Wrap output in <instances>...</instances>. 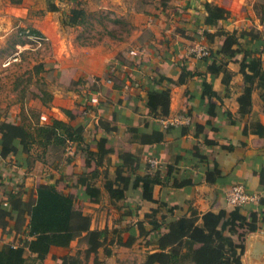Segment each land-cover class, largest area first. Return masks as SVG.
Instances as JSON below:
<instances>
[{
    "label": "crops",
    "instance_id": "1",
    "mask_svg": "<svg viewBox=\"0 0 264 264\" xmlns=\"http://www.w3.org/2000/svg\"><path fill=\"white\" fill-rule=\"evenodd\" d=\"M109 1L111 4L107 2L105 5L116 10L123 5L126 12L121 16L134 21V27L124 39L105 38L91 44L79 43L74 34L76 31L79 33V28L63 27L58 13H48L39 24L29 28L47 39L51 59L43 68L48 69L47 65L55 67L52 69H55L60 84L59 89L51 90L49 102L43 103L41 98L44 96L35 99L42 111L41 125L58 119L81 127L82 146L94 153H98L100 142L106 143L105 148L109 152L99 167L102 202L91 204L78 197L81 194L74 188V183L85 167L84 157L79 151L63 174L58 169L47 172V166L37 162L21 177L16 168L9 167L8 161L0 157V183L13 185L18 177L16 182H24V189L34 193L41 185L50 184L78 198L77 207L91 217L94 212L97 215L104 214V211L119 214L102 187V179L106 171L114 174L122 163V154H130L129 162L133 164L136 175H157L162 181L154 188L155 203L142 201L141 189H131L127 193V207L139 210L138 217L129 219L134 223L143 220L152 209L159 208V219L162 216L172 219L190 216L193 211L200 215L230 211L225 195L235 185L243 184L250 194L258 195L264 201V135H257L252 130L257 122L264 126L259 93L253 95L251 114L241 118L238 98L244 83L239 63H229L228 69L233 77L225 82L223 75L208 73L209 63L188 54L189 47L197 39L204 41L203 0H161L168 6L162 8L158 5L157 15L160 17L138 11L129 1L127 4L124 0ZM207 1L232 13L228 23H221L219 28L224 26L231 32L250 28L242 13L246 0ZM28 13L24 5L16 7L8 0H0V52L6 50L9 34ZM154 18L159 21H154ZM255 22L257 30L264 33V23ZM216 30L213 28L210 32ZM223 44L224 41L219 42V48ZM185 70L195 76L177 84ZM158 75L176 84L164 83L157 87L152 80ZM204 81L212 86L216 97L203 95ZM149 88H170L171 105L167 119L186 116L191 119V125L166 130L159 119L151 115L146 97ZM134 128L139 135L155 134L160 130L165 138L160 143L144 145L131 132ZM77 147L74 145L75 151ZM216 166L220 174L214 182H208L206 173ZM241 212L249 219L258 214L257 231L241 230L233 237L236 243L245 246L242 261L244 264H264V205L250 204L242 207ZM10 224L7 230L0 228V250L7 245L20 244L25 238L21 230L28 221ZM65 249L68 248L52 247L44 264H54L55 255L62 254Z\"/></svg>",
    "mask_w": 264,
    "mask_h": 264
},
{
    "label": "trees",
    "instance_id": "2",
    "mask_svg": "<svg viewBox=\"0 0 264 264\" xmlns=\"http://www.w3.org/2000/svg\"><path fill=\"white\" fill-rule=\"evenodd\" d=\"M11 5L20 6L24 0H8ZM58 0H47L48 12H60L63 27H77L85 23L87 13L83 8H73L69 11L61 9ZM63 1V0H60ZM70 1V0H67ZM78 4L80 2H77ZM168 6L162 1V8ZM205 11L203 37L209 48L208 57L198 59L209 63L208 73L213 76L223 75L224 80H230L233 73L228 69L229 63L240 65L239 73L242 75L244 89L238 98L239 116L250 115L253 109V95L259 93L264 112V33L259 30L227 31L222 24L228 23L232 13L218 5L202 1ZM217 30L212 33L210 29ZM32 34L39 35L34 29ZM224 41L222 48L219 42ZM239 57L241 60H238ZM40 69L38 70V72ZM195 76L187 70L183 71L177 84ZM153 84L161 86L176 84L173 80L158 75L153 78ZM228 84V83H227ZM203 95L216 97L212 86L203 82ZM41 98L43 103L51 100V95ZM147 105L151 115L156 119H167L170 115L171 90L152 88L147 91ZM70 115V112H66ZM191 125V124H189ZM257 135H264V126L254 123ZM187 128V126H181ZM169 127L166 130H170ZM202 128L198 126V130ZM82 128L58 119H52L50 124L26 125L10 121L0 122V157L8 161L9 167L23 169L26 173L37 162L46 164L51 155L58 164L60 174L71 165L75 157L67 156L70 144L77 145L78 151L83 155L85 167L82 174L77 176L74 188L80 192V200L91 204H100L103 193L99 184L101 172L99 167L108 154L106 143L98 144V153L91 152L83 147L84 138ZM142 144L150 145L160 143L165 138L160 130L155 134L139 135L137 129H131ZM247 132V131H246ZM208 141V140H207ZM210 143V142H209ZM15 159L13 160V158ZM122 163L114 174L104 172L102 187L108 193L111 204L122 214L124 220L129 221L139 216V210L127 207L129 200L127 193L132 190H142V201L155 203L154 188L162 184L157 175H136L133 164L129 162L130 154H122ZM220 171L217 166L206 173L207 181L214 182ZM10 183V182H8ZM0 183V228L7 230L11 222L28 221L21 232L24 239L17 247L7 245L0 250V264H44L52 247L69 248L73 241L80 239L87 245L86 256L89 259L104 249L107 257H111L115 246H130L133 239L138 236L140 228L149 238V246L155 253L148 254L144 264H244L242 257L245 252L244 244L234 241V236L241 230L255 232L257 226V213L249 219L241 212L242 207L222 210L218 213L208 212L203 215L193 211L190 216L172 219L170 216L158 218L159 209H152L149 214L129 226L123 228L93 229L92 217L77 207L78 198L72 194L59 191L50 184L41 185L36 193L24 189V182L18 181L9 184ZM18 189H14V188ZM4 204H7L5 206ZM259 204L264 205L260 199ZM161 207V206H159ZM130 232L131 241L123 243L121 235ZM28 253V256L26 254ZM55 264H81L77 256H62L55 259ZM57 262V263H56Z\"/></svg>",
    "mask_w": 264,
    "mask_h": 264
},
{
    "label": "rangeland",
    "instance_id": "3",
    "mask_svg": "<svg viewBox=\"0 0 264 264\" xmlns=\"http://www.w3.org/2000/svg\"><path fill=\"white\" fill-rule=\"evenodd\" d=\"M77 2L80 3L78 4ZM107 2L110 3L109 0H58L56 4L66 11L76 7L86 10L85 23L81 26L70 28L75 30L79 28V33H76L77 31L74 33V30H71L79 43L91 44L103 41L105 38H111L112 40L124 39L134 27L133 20L129 17L121 16L126 12V9L122 8L123 5H119L116 10L105 5ZM127 2L138 11H144L151 14V16L160 17L157 14L160 10L158 5H162L161 0H124V4H127ZM23 5L28 9L29 13L26 18L22 19L21 23H18L12 29L8 36L6 50L0 52V122L6 119L13 122L20 121V123L26 125H34L36 123L41 124L42 117L39 103L35 100L36 97L45 96V99H47V94L50 95L51 90L59 89L60 84L55 75V69H52L55 67L47 65L48 69L43 68V65L51 59L47 41H44L39 46L26 37L25 34H22L30 27L39 24L38 22L45 15L53 12L47 11V0H24ZM127 10L129 11V8ZM54 13L61 15L60 12ZM242 13L243 17L246 20L248 19L245 23L250 26V28L247 27L246 29L257 30L255 21L258 20L264 23V0H246ZM156 19L154 18V21H159V19ZM242 29H245V27ZM16 59L19 60L15 61ZM39 69L40 71L38 72ZM55 161L53 156L50 155L48 157L45 164L47 172L57 171L58 164ZM19 176L22 177V175ZM17 178L15 179L16 181ZM81 207L84 209L85 205H81ZM85 209L88 208L85 207ZM92 221L94 228L107 226L112 229L115 227L123 228L134 223L133 221H124L121 213L116 214L114 211H104L102 215H97V212H94L92 213ZM145 232L143 228H140L138 236L133 239L134 241L130 246H115L111 257H107L104 249H101L97 255H92L87 259L85 251L87 245L77 239L62 254L55 255L54 264L55 259L61 256H77L82 262L81 264H144L148 254L157 252V250H152L149 246V238L144 236ZM130 234V232H125L121 235L124 244H129L133 238Z\"/></svg>",
    "mask_w": 264,
    "mask_h": 264
},
{
    "label": "built area",
    "instance_id": "4",
    "mask_svg": "<svg viewBox=\"0 0 264 264\" xmlns=\"http://www.w3.org/2000/svg\"><path fill=\"white\" fill-rule=\"evenodd\" d=\"M22 34H25L26 37L37 43L39 46H41L44 41H47L43 35H34L29 29L22 32ZM188 54L195 59H202L208 57L210 52L208 46L203 40H197L193 45H191V47H189ZM159 122L164 128L181 127L191 124V119L186 116H180L171 119H160ZM75 155V148L72 144H70L67 148V156L75 157ZM17 174L23 176L25 173L24 170L17 169ZM225 198L227 206L230 208L245 207L250 204H259L261 199L258 195L250 194L243 184L230 187L226 192ZM4 205L7 206V204ZM13 246L17 247L18 244H13Z\"/></svg>",
    "mask_w": 264,
    "mask_h": 264
}]
</instances>
